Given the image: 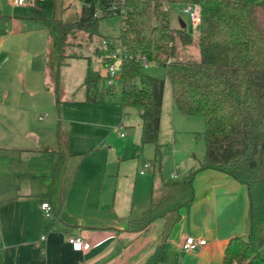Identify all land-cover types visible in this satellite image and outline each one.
<instances>
[{
  "label": "crops",
  "instance_id": "0c3cea01",
  "mask_svg": "<svg viewBox=\"0 0 264 264\" xmlns=\"http://www.w3.org/2000/svg\"><path fill=\"white\" fill-rule=\"evenodd\" d=\"M0 21H6L0 61L14 64L16 56L18 65L30 48L22 37L48 30L14 0H0ZM33 58L27 62L32 71L12 74L9 82L18 85L0 99V264H146L158 251V264H224L228 241L249 230L246 187L226 173L199 170L205 155L186 161L180 174L157 170L156 149L141 141V112L124 108L120 97L90 104L84 90V99L66 104L65 112L58 105L59 114L49 112L48 122H33L31 107L22 106L23 93L54 103L46 57ZM26 79L27 88L20 82ZM164 124L162 106L159 144L168 133ZM144 165L152 166L151 175L141 174ZM195 171L194 200L179 210L178 220L159 218L138 231L163 186ZM42 201L51 204L52 219L43 217ZM188 236L206 245L185 252ZM69 237H81L91 250H74Z\"/></svg>",
  "mask_w": 264,
  "mask_h": 264
},
{
  "label": "trees",
  "instance_id": "16d2710c",
  "mask_svg": "<svg viewBox=\"0 0 264 264\" xmlns=\"http://www.w3.org/2000/svg\"><path fill=\"white\" fill-rule=\"evenodd\" d=\"M263 1L85 0L80 18L69 23L56 18L55 0H33L30 8L32 19L50 31L61 55L71 35L83 32L91 41L102 18H120L118 39L126 56L119 75L120 101L124 108L141 112V141L156 146L159 166L165 82L146 74L141 58L164 67L179 112L204 119L206 152L199 170L230 175L246 187L249 197L247 236L228 241L224 264H264V32L251 13ZM172 4L200 6L199 61L178 58L177 40L187 47L194 39L185 29L170 26L169 11L164 8ZM99 52L105 68L114 64L115 58ZM106 81L88 64L81 85L85 102L104 103L115 97V87H108ZM195 175L196 171L177 184L164 185L161 196L139 221L138 231L159 218L178 220L179 210L194 200ZM159 261L158 251L146 264Z\"/></svg>",
  "mask_w": 264,
  "mask_h": 264
},
{
  "label": "rangeland",
  "instance_id": "374dc122",
  "mask_svg": "<svg viewBox=\"0 0 264 264\" xmlns=\"http://www.w3.org/2000/svg\"><path fill=\"white\" fill-rule=\"evenodd\" d=\"M84 3L85 0H55L56 18L66 23L77 21L80 18ZM167 10L169 11L170 26L175 30L182 29V21L186 25L184 29L192 35L194 39L193 44L187 47L183 46L180 41L177 40L178 58L183 61H199L201 55L198 46V30L192 29L189 17L182 12L183 6L172 4L167 7ZM251 13L258 28L264 32V1L253 6ZM5 23L6 21H0V28H5ZM9 28L11 29V27ZM120 30L121 23L119 17L102 18L99 21L97 36L90 41L83 32L71 35L64 43L62 55L59 53V47L54 44L53 36L49 30H43L40 34L35 33L34 35L36 36H33L31 39L23 36V44L30 46V48L24 52L25 59L23 64H17L16 56H14V64L10 63V60L0 61V99L5 89H12L13 86L18 85L16 82L14 84L9 82L10 77L13 78L12 74L15 75L18 70H25L29 73V70L32 71L33 67L28 65L27 62H31L34 59L33 57L36 58L35 61L37 62L42 55H45L49 73L50 90L54 98V103H52L50 99L44 102L36 100L37 98H31L28 96V92L25 94L23 93L21 97L24 99V101H22V106H29L33 110L31 112V119L33 122H48L50 120L49 112L56 115L59 114V110L56 106H61L62 110L65 112L64 107L66 104L84 99V89L81 87V84L88 64H90L91 68L102 77H108V70L103 65L102 58L99 56V50L102 51L105 56L111 53L117 55L114 62L115 76L117 77L120 74L121 57L123 53L118 39ZM11 41L12 40H10V42ZM17 42L18 38H14L15 49H17ZM110 43H112V45L109 47L107 44ZM144 72L149 76L163 79L165 82L163 110L165 120L164 127L165 130L168 129V133L165 135V141L162 144H159L158 141L160 145L159 154L161 163L157 170H160V168L161 170L171 169L172 172L180 174V170H183V164H185L186 161H189L188 163H193L195 158L202 159L205 155L204 119L200 117H188L176 109L173 102L172 85L169 78L165 75V69L162 65L157 62H149V67L145 69ZM37 79L38 73H35V80ZM20 82L25 86L29 83L27 79L25 82ZM114 83L116 95L111 99L113 102L119 101L121 91L120 81L114 78ZM171 118L174 120V123L173 120L171 122ZM171 125L174 126L176 133L173 132ZM173 137L176 138L178 142L177 151L173 145ZM148 146L154 147L155 151L156 146L154 144H148ZM153 158L154 156L149 159L147 158V160L153 162ZM145 162L146 161H144L142 165ZM176 162L179 166L176 165ZM143 170L148 171V175H151L152 166L144 165Z\"/></svg>",
  "mask_w": 264,
  "mask_h": 264
},
{
  "label": "built area",
  "instance_id": "2783aa9c",
  "mask_svg": "<svg viewBox=\"0 0 264 264\" xmlns=\"http://www.w3.org/2000/svg\"><path fill=\"white\" fill-rule=\"evenodd\" d=\"M14 4L18 7H27V8H32L34 6V2L29 1V0H14ZM164 9L167 10V7ZM182 12H183V14H185L189 17L192 29L198 30L199 25H200V16H201L200 6L197 4H187V5L183 6ZM107 45L111 46L112 43L107 44ZM110 56L115 58V59L117 57V55L113 54V53H111ZM125 57L126 56H125V53L123 51L122 57H121V63L125 59ZM170 61H171V59H169V62ZM141 62H142V68L144 70L149 67V62L144 57L141 58ZM107 70H108V77H107V81H106L107 86L108 87H115L114 78H116V76H115L114 64L109 65L107 67ZM144 172L145 171L143 170L141 172V174H144ZM40 208L42 210L43 217L45 219H52L54 217L53 208L48 201H42L40 204ZM41 240L45 241L46 237L43 236L41 238ZM68 242L70 243V245H72L73 249L76 251L88 252L92 248L91 244L85 242L81 237H69ZM205 245H206V240H204V239L197 240L192 236H188L184 240V243L182 245V249L185 252H193V251H195V250H197V249H199Z\"/></svg>",
  "mask_w": 264,
  "mask_h": 264
},
{
  "label": "water",
  "instance_id": "95a60500",
  "mask_svg": "<svg viewBox=\"0 0 264 264\" xmlns=\"http://www.w3.org/2000/svg\"><path fill=\"white\" fill-rule=\"evenodd\" d=\"M181 27H182V29L185 28V24L182 21H181Z\"/></svg>",
  "mask_w": 264,
  "mask_h": 264
}]
</instances>
